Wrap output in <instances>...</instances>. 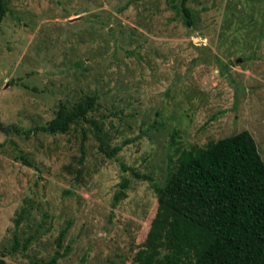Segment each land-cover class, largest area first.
Listing matches in <instances>:
<instances>
[{
  "label": "rangeland",
  "instance_id": "obj_1",
  "mask_svg": "<svg viewBox=\"0 0 264 264\" xmlns=\"http://www.w3.org/2000/svg\"><path fill=\"white\" fill-rule=\"evenodd\" d=\"M6 2L0 22L4 264L48 260L67 225L62 250L70 253L58 264H132L157 196L151 182L129 169L163 186L181 152L241 131L251 134L264 161V0H187L197 14L192 27L169 0ZM88 96L96 104L86 122L65 134L40 130L60 103ZM101 143L109 152L121 150L109 158ZM123 176L126 198L113 208ZM22 209L26 217L15 229Z\"/></svg>",
  "mask_w": 264,
  "mask_h": 264
},
{
  "label": "trees",
  "instance_id": "obj_2",
  "mask_svg": "<svg viewBox=\"0 0 264 264\" xmlns=\"http://www.w3.org/2000/svg\"><path fill=\"white\" fill-rule=\"evenodd\" d=\"M169 1L185 26L192 27L197 14L187 0ZM6 12L7 2L0 0V22ZM95 102V96H88L72 105L60 103L55 117L40 130L50 135L67 133L71 126L87 121ZM91 124L100 131L96 122ZM85 137L83 133L82 157ZM99 149L111 158L121 147L109 152L101 143ZM129 171L135 179L151 182L157 196L156 215L132 264H264V161L248 131L181 152L163 186L134 169ZM118 187L113 208L126 198L129 180L123 176ZM25 217L22 209L14 219L15 229ZM68 229L67 225L59 233L53 255L40 264H58L70 253L69 247L62 250ZM13 239L14 250L19 246L16 234ZM30 243L31 239L25 240L21 249L25 251Z\"/></svg>",
  "mask_w": 264,
  "mask_h": 264
}]
</instances>
